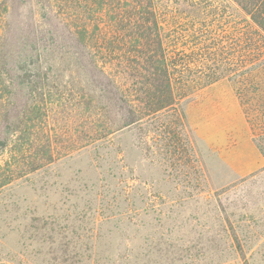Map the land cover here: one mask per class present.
Returning a JSON list of instances; mask_svg holds the SVG:
<instances>
[{"label":"trees","instance_id":"1","mask_svg":"<svg viewBox=\"0 0 264 264\" xmlns=\"http://www.w3.org/2000/svg\"><path fill=\"white\" fill-rule=\"evenodd\" d=\"M222 1L0 0V192L130 129L172 168L188 157L180 103L220 80L262 102L264 0Z\"/></svg>","mask_w":264,"mask_h":264},{"label":"rangeland","instance_id":"2","mask_svg":"<svg viewBox=\"0 0 264 264\" xmlns=\"http://www.w3.org/2000/svg\"><path fill=\"white\" fill-rule=\"evenodd\" d=\"M240 81L180 103L188 157L172 168L130 129L3 189L0 264H111L125 251L149 264H264V100L243 107Z\"/></svg>","mask_w":264,"mask_h":264}]
</instances>
